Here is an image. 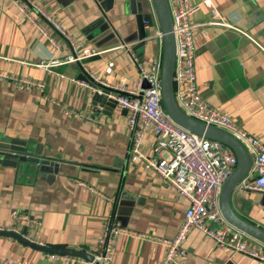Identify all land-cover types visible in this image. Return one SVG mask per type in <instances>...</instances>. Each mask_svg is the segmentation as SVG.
Listing matches in <instances>:
<instances>
[{
	"label": "crops",
	"instance_id": "obj_1",
	"mask_svg": "<svg viewBox=\"0 0 264 264\" xmlns=\"http://www.w3.org/2000/svg\"><path fill=\"white\" fill-rule=\"evenodd\" d=\"M32 1L79 47L71 50L32 11L31 18L59 45L57 49L10 0H0V133L26 142L31 150L38 146L41 155L58 166L56 174L48 168L52 176L49 172L40 176L0 165V228L14 224L30 241L88 257L110 212L130 232L172 239L188 202L153 170L130 161L126 113L117 107L104 113L102 108L93 113L94 123L64 114L98 107L91 99L93 84L111 91L135 88L137 67L124 48L131 51L132 46L121 42L135 31L134 15L123 6L127 0H113L107 11L101 8L106 0ZM189 1L199 5L190 18L199 95L209 107L264 142V0ZM135 7L138 13L153 11L150 0H136ZM103 16L117 38L106 30L101 33ZM90 50L97 54L86 57L85 51ZM132 53L145 66L161 59L160 38ZM26 81L33 86L23 87ZM155 139L150 127L143 140L145 154L151 153ZM263 197L235 190L231 207L239 217L264 228V206L259 205ZM12 212L25 214L36 224L11 223ZM183 249L181 264H264L218 247L197 229L189 231ZM0 255L28 264H81L52 258L8 237H0ZM163 256L161 245L123 235L116 239L111 264H159Z\"/></svg>",
	"mask_w": 264,
	"mask_h": 264
},
{
	"label": "built area",
	"instance_id": "obj_2",
	"mask_svg": "<svg viewBox=\"0 0 264 264\" xmlns=\"http://www.w3.org/2000/svg\"><path fill=\"white\" fill-rule=\"evenodd\" d=\"M10 1L22 15L37 25L44 40L59 49V45L31 18L32 11L62 38L69 41L71 50L74 52L78 50L79 46L72 43L61 27L32 0ZM167 2L176 45L173 84L178 107L192 119L231 135L244 146L251 158V166L247 176L239 182L235 190L241 194L258 192L264 195L263 140L237 127L231 117L209 107L199 95L194 67L193 25L190 22V18L199 11V5H192L189 0H167ZM205 5L208 6V2ZM124 48L137 67L139 78L135 88L119 87L111 91L108 97L114 102L115 107L126 113L127 127L131 134L129 159L132 163H143L146 168L153 170L165 185L186 199L188 206L184 218L176 235L172 239H164L130 232L115 221L113 212H110L102 223L101 236L91 261L70 256H50L81 264H111L116 239L125 235L161 245L164 248V256L159 264H181V258L185 253L184 241L189 231L197 229L218 247L264 263V245L227 224L218 209L222 185L236 167L234 154L223 144L190 133L174 124L161 105L159 88L161 59L154 58L145 66L126 46ZM96 54L94 50L84 53L86 57ZM109 66L112 64L109 63ZM93 79L97 80L94 77ZM143 82L148 85L145 89H142ZM22 86L32 87L33 83L26 81ZM100 110L102 107L98 105L91 107L87 113L67 110L64 114L67 117L94 123L96 120L93 113ZM150 127L153 128L156 139L151 147V153L147 155L142 151V146ZM89 190L93 189L89 188ZM104 199L108 200L106 197ZM10 218L11 223L18 220L23 224H36L25 214L12 212ZM208 224L214 227L209 228ZM0 230L21 235L14 224ZM0 264L28 263L0 255Z\"/></svg>",
	"mask_w": 264,
	"mask_h": 264
},
{
	"label": "water",
	"instance_id": "obj_3",
	"mask_svg": "<svg viewBox=\"0 0 264 264\" xmlns=\"http://www.w3.org/2000/svg\"><path fill=\"white\" fill-rule=\"evenodd\" d=\"M112 2L113 0H106L101 5L103 11H107L108 6L111 8ZM135 2L136 0H127L123 3L124 9L130 7L131 13L134 15L135 31L122 39L121 42L126 45H131V51L136 53L140 49L146 47L149 41L157 37L160 38L161 69L159 88L161 93V105L166 115L174 124L182 129L206 139L217 141L232 151L236 158V167L222 185L218 199L219 212L227 224L264 245V228L239 217L231 207L232 193L235 191L239 182L243 180L249 172L251 166L249 154L244 146L231 135L192 119L184 114L178 107L174 97L173 84L176 45L168 2L167 0H150L153 11L147 13H138ZM102 20L103 31L101 33L105 34L104 30H106L107 34H111L113 29L107 18L103 16ZM156 31H158L157 35H155ZM112 34V38H117L115 33ZM110 38L111 36L106 37V41ZM81 78L83 80L86 79L85 77ZM147 86L148 85L143 82L142 89H145ZM92 87L94 89V93L91 97L93 104L102 107L104 113L111 112L115 107L114 102L108 97L111 90L94 84ZM37 148L39 147L35 146L34 149L31 150L26 142H17L7 139L0 133V165L15 169L20 173L26 171H31L33 174L39 173L40 176H44V173L48 172L50 176H52L48 168H52V170L54 168L53 173L56 174L58 168L57 164L51 159L42 156ZM259 205L264 206V197L260 200ZM0 237L16 239L29 248L50 255L78 256L85 258L86 261L92 260V257H88L84 253L52 249L45 245H39L11 231L0 230Z\"/></svg>",
	"mask_w": 264,
	"mask_h": 264
},
{
	"label": "rangeland",
	"instance_id": "obj_4",
	"mask_svg": "<svg viewBox=\"0 0 264 264\" xmlns=\"http://www.w3.org/2000/svg\"><path fill=\"white\" fill-rule=\"evenodd\" d=\"M70 38V37H69ZM64 39V38H63ZM71 39V38H70ZM65 40V39H64ZM67 41V40H66ZM71 42H72V40H71ZM67 43H69L70 44V42L69 41H67ZM73 43V42H72Z\"/></svg>",
	"mask_w": 264,
	"mask_h": 264
}]
</instances>
